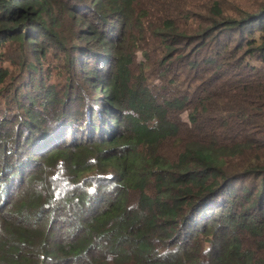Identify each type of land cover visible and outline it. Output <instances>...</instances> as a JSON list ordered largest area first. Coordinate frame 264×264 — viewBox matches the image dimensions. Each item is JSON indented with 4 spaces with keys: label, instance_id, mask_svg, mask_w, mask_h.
<instances>
[{
    "label": "trees",
    "instance_id": "1",
    "mask_svg": "<svg viewBox=\"0 0 264 264\" xmlns=\"http://www.w3.org/2000/svg\"><path fill=\"white\" fill-rule=\"evenodd\" d=\"M0 264H264V0H0Z\"/></svg>",
    "mask_w": 264,
    "mask_h": 264
}]
</instances>
